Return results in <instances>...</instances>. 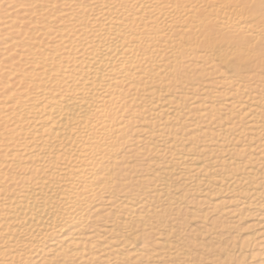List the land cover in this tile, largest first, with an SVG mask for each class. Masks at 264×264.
Segmentation results:
<instances>
[{"label":"bare ground","instance_id":"1","mask_svg":"<svg viewBox=\"0 0 264 264\" xmlns=\"http://www.w3.org/2000/svg\"><path fill=\"white\" fill-rule=\"evenodd\" d=\"M196 1L0 0V264H45L44 256L91 260L86 214L105 191L111 152L140 119L139 101L158 107L165 121L179 115L175 97L159 99L150 85L165 78L166 67L155 65L174 53L169 40L184 33L174 25L192 20ZM229 1L202 0L218 7ZM202 30L206 38L214 32ZM191 108L210 122L208 104ZM150 130L138 133L153 137ZM202 171L191 166V173ZM149 184L164 186L160 179ZM137 209L127 206L125 214ZM263 232L251 241L254 264H264ZM111 243L96 246L100 263L109 262L107 249L117 254L125 247Z\"/></svg>","mask_w":264,"mask_h":264},{"label":"rangeland","instance_id":"2","mask_svg":"<svg viewBox=\"0 0 264 264\" xmlns=\"http://www.w3.org/2000/svg\"><path fill=\"white\" fill-rule=\"evenodd\" d=\"M229 2L197 0L192 20L174 25L184 33L170 38L174 53L155 65L165 66L166 76L150 87L159 99L175 97L179 115L165 121L158 107L139 101L140 119L111 152L105 191L86 214L91 260L44 256L45 264H103L96 246L111 248L112 241L125 247L117 254L107 249V264L255 263L251 241L264 231V0ZM205 26L214 30L209 38ZM203 102L209 123L191 108ZM144 126L153 137L138 133ZM198 164L204 171L191 173ZM155 179L164 186L152 189ZM127 206L137 213L125 214ZM159 243L174 249L161 252ZM136 252L145 257L136 260Z\"/></svg>","mask_w":264,"mask_h":264}]
</instances>
